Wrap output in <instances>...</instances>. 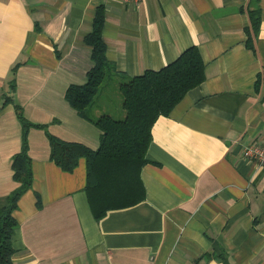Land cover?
<instances>
[{
  "label": "crops",
  "instance_id": "1",
  "mask_svg": "<svg viewBox=\"0 0 264 264\" xmlns=\"http://www.w3.org/2000/svg\"><path fill=\"white\" fill-rule=\"evenodd\" d=\"M100 4L114 74L94 115H114L120 80L159 69L193 44L205 80L153 124L141 171L145 199L100 219L85 191V157L64 170L50 158L46 130L32 126L33 184L13 211L19 224L7 264H264V167L242 153L247 143L264 144V79L257 84L264 0H0V198L19 185L12 162L22 124L14 102L54 135L99 146L101 129L65 92L84 83L93 65L84 37ZM253 7L261 24L251 48Z\"/></svg>",
  "mask_w": 264,
  "mask_h": 264
},
{
  "label": "trees",
  "instance_id": "2",
  "mask_svg": "<svg viewBox=\"0 0 264 264\" xmlns=\"http://www.w3.org/2000/svg\"><path fill=\"white\" fill-rule=\"evenodd\" d=\"M249 15L247 45L254 48V37L261 24L260 8H249ZM105 19V7L100 4L94 14L92 29L84 37V42L92 47L93 65L84 83H72L65 92L66 99L78 113L101 129L97 148L54 135L46 123L28 119L22 105L14 102L22 124L21 149L13 155L12 162L13 177L19 185L0 198V264L12 261L15 252L12 236L19 224L13 211L20 196L33 184L28 141L32 126L46 130L51 146L50 158L64 170L72 171L80 158L85 157V191L94 217L100 219L111 209L131 206L145 199L141 171L149 161L147 153L153 138V124L159 116L169 114L190 89L205 80V61L199 47L193 44L159 69H147L119 81L125 116L116 118L110 113L94 115L97 94L106 79L114 74L103 36ZM261 79H264V72L258 75L257 84ZM15 87L13 78L10 88L14 91ZM12 99V95H5V103ZM38 204H41L40 199Z\"/></svg>",
  "mask_w": 264,
  "mask_h": 264
},
{
  "label": "built area",
  "instance_id": "3",
  "mask_svg": "<svg viewBox=\"0 0 264 264\" xmlns=\"http://www.w3.org/2000/svg\"><path fill=\"white\" fill-rule=\"evenodd\" d=\"M242 153L244 158L253 160L264 167V144L259 141L247 143L243 146Z\"/></svg>",
  "mask_w": 264,
  "mask_h": 264
},
{
  "label": "rangeland",
  "instance_id": "4",
  "mask_svg": "<svg viewBox=\"0 0 264 264\" xmlns=\"http://www.w3.org/2000/svg\"><path fill=\"white\" fill-rule=\"evenodd\" d=\"M109 79L107 78L105 83L108 81ZM113 96H114V100H112L111 102V106L112 108L114 109L113 110V116L116 117V118H122L123 116H125V109L123 108V104H122V101H123V96L120 92V89L118 88L117 89V92L115 94V89L113 88ZM114 101H116V105L114 103ZM117 101H120V110L117 109Z\"/></svg>",
  "mask_w": 264,
  "mask_h": 264
}]
</instances>
